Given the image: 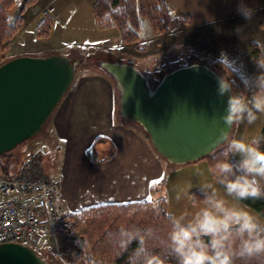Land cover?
<instances>
[{"label":"rangeland","instance_id":"rangeland-1","mask_svg":"<svg viewBox=\"0 0 264 264\" xmlns=\"http://www.w3.org/2000/svg\"><path fill=\"white\" fill-rule=\"evenodd\" d=\"M27 1L29 0H15L13 7L7 12V17L12 22L18 17L22 18L23 30L21 33L19 32L22 28L18 31L19 34H17L19 36H16V34L11 41L10 47L0 54V62L3 58H13L25 51L34 52L36 55L60 53L70 56L78 61L74 82L76 81L77 83L79 79L90 72L103 73L106 75L104 76L106 79L108 77L114 88L117 115L118 111L120 112L119 88L114 78L97 66L96 61L99 59H121L134 62L133 64L147 75L152 87L159 83L165 73L179 66L194 63L193 61L207 60L208 65L222 75L219 70L221 65L217 63L218 60L211 58L212 56L210 57L206 50L214 54H218L221 51H214L218 48L213 42H210L205 47V51L194 46L192 44L194 43L192 40L194 36L197 34L201 38L199 28H191L187 24H182L180 18L188 20L190 16L184 13L181 14L173 6V21L167 31L157 32L148 18L142 16L140 17L139 40L137 42H127L121 37L116 26L109 28H99L97 26L92 13V6L96 0H32L30 4ZM178 1L188 5L187 1ZM46 12L51 17L53 15L56 17L55 26L52 28V24L49 36H39L37 31L41 21L37 22L41 18L39 16L42 14L44 17ZM202 34L203 36L205 35L204 33ZM251 34L254 35V41H263L261 40L262 30L260 29L259 31V27L251 30ZM223 67L227 66L224 65ZM225 74L228 75L227 73ZM51 119L52 116L40 133L14 149L17 157L13 170L18 171L30 159L34 158L40 162L47 177L57 188L58 193L60 192L58 188L60 183V190H63L68 199L70 198L72 201L79 199L83 195H89L88 192L92 194V185H90V188L85 189L86 184L83 175L85 170L89 173L91 172L81 166V162L75 163L70 158V153H67V148L56 150L52 148L56 147V144L52 141H50L52 149L49 148L47 140L49 138ZM263 123L264 115H259L255 123L251 125L246 120L235 123L234 134L232 131L230 138L258 137ZM136 125L147 136L143 127L140 124ZM225 146L226 143L222 147ZM95 155L97 154H94L93 157ZM88 156L91 158L92 154L91 156L88 154ZM195 165V162L176 165L169 163L165 168L166 170L163 169L162 174L157 179H154L155 181L152 184V197H157V199L152 200L156 202L165 199L169 203L170 213L174 214L175 217L180 215L190 217L196 211L200 204L191 201L190 193L194 190L200 192V187L203 184H213L223 194V189L215 184L211 174L200 170ZM191 169H197L198 171L188 172ZM244 207L264 221V217L254 209L246 205ZM66 208L70 215L74 213L68 207ZM68 238L69 233L60 232L57 239L51 237L46 241L45 245L57 243L58 250L62 255L61 263L63 264H93L95 262L88 250L81 251L80 248L69 242ZM36 249L39 248L36 247Z\"/></svg>","mask_w":264,"mask_h":264},{"label":"water","instance_id":"water-1","mask_svg":"<svg viewBox=\"0 0 264 264\" xmlns=\"http://www.w3.org/2000/svg\"><path fill=\"white\" fill-rule=\"evenodd\" d=\"M97 66L119 88L121 115L140 124L156 152L174 164L199 160L228 139L227 97L217 94L222 75L194 62L165 73L152 87L133 63L102 58ZM78 61L60 53L23 54L0 64V155L40 133L76 77ZM223 78V77H222ZM224 79V78H223ZM0 264H47L30 245L0 243Z\"/></svg>","mask_w":264,"mask_h":264},{"label":"crops","instance_id":"crops-1","mask_svg":"<svg viewBox=\"0 0 264 264\" xmlns=\"http://www.w3.org/2000/svg\"><path fill=\"white\" fill-rule=\"evenodd\" d=\"M166 1L181 14L190 16L188 20L180 18L182 24L199 28L201 38L197 34L194 36V46L205 51V47L213 42L218 48L214 51L221 52L214 54L206 50L211 58L218 60L223 52L229 60L235 61L244 74L253 76L257 73L249 43L254 41L251 30L259 27L263 41L257 43L264 56V0H244V3L256 9L250 22L237 12L240 0H184L188 5L178 0ZM52 17L54 28L56 17ZM39 18L37 23L43 18L42 14ZM238 27L240 30L237 32ZM22 30L23 28L19 33ZM23 54L36 55L26 51L19 55ZM199 62L208 64L207 60ZM225 65L234 71L233 66ZM104 76L106 75L103 73L90 72L77 83L73 81L51 115L49 141L47 140L49 148H67L70 158L77 164L81 162L80 165L91 172L85 170L83 175L85 189L92 185L93 193L88 192L89 195H83L75 201L68 199L63 190H60L59 183V204L65 210L68 207L75 212L90 205L108 202L135 201L148 197L157 199L152 197V184L171 163L156 152L150 139L136 125L138 123L124 118L119 111L117 115L114 88L108 77L106 79ZM98 137L104 141L95 144L97 155L93 157L92 146ZM50 141L56 147L51 148ZM88 154H92V157L89 158ZM193 162L200 170L209 173L205 159ZM172 216L175 217L174 214Z\"/></svg>","mask_w":264,"mask_h":264},{"label":"clouds","instance_id":"clouds-1","mask_svg":"<svg viewBox=\"0 0 264 264\" xmlns=\"http://www.w3.org/2000/svg\"><path fill=\"white\" fill-rule=\"evenodd\" d=\"M237 12L250 22L256 9L240 0ZM253 62L257 73L248 76L226 53L222 52L217 61L222 67L233 66V73L240 76L244 86L234 91V81L218 78L217 94L227 97L225 114L220 119L228 128L245 120L251 125L264 115V56ZM218 140L226 147L208 171L223 194L213 184L201 185L196 211L190 217L180 215L170 221L164 247L175 264H253L264 260V221L243 204L264 198V137L228 139L221 131ZM151 235V230L147 235L120 231L122 238L139 242L134 264H168L164 256L147 247Z\"/></svg>","mask_w":264,"mask_h":264},{"label":"trees","instance_id":"trees-1","mask_svg":"<svg viewBox=\"0 0 264 264\" xmlns=\"http://www.w3.org/2000/svg\"><path fill=\"white\" fill-rule=\"evenodd\" d=\"M31 1L27 3L30 4ZM14 2L15 0H0V54L10 47L13 37L23 26L21 17L13 22L7 17V12L13 7ZM92 13L99 28L116 26L124 41L137 42L140 17H147L157 32H165L172 22L174 10L166 0H96L92 6ZM52 24V17L46 12L38 26V35L49 36ZM249 47L255 60L263 56L256 41L250 42ZM9 59L3 58L0 64ZM219 68L225 80L234 81V91L243 89L240 77L233 73V70L222 66ZM147 137L150 139L148 134ZM258 137H264V123ZM103 141L101 137L96 139L92 146L93 154H96L95 144ZM222 146L201 158L207 161L208 168L214 158L226 147ZM16 157L14 150L0 155L2 174L12 176L17 172L13 170ZM190 195L193 203H200L201 192L194 190ZM243 204L264 217V198L249 199ZM71 216L75 224L69 232L68 240L81 251L88 250L92 259L95 260L93 264H134V253L139 247V242L122 238L120 236L122 229L145 235L151 230L152 235L146 241L147 247L164 256L168 264H175L174 259L168 257L164 247L170 221L173 219L169 203L165 199L156 202L152 199H143L90 205L75 211ZM238 264H240L239 261ZM253 264H264V260L254 261Z\"/></svg>","mask_w":264,"mask_h":264},{"label":"built area","instance_id":"built-area-1","mask_svg":"<svg viewBox=\"0 0 264 264\" xmlns=\"http://www.w3.org/2000/svg\"><path fill=\"white\" fill-rule=\"evenodd\" d=\"M14 175L0 172V243H25L47 264L61 263L57 243L45 245L60 232H71L74 219L59 204V193L37 159Z\"/></svg>","mask_w":264,"mask_h":264},{"label":"snow or ice","instance_id":"snow-or-ice-1","mask_svg":"<svg viewBox=\"0 0 264 264\" xmlns=\"http://www.w3.org/2000/svg\"><path fill=\"white\" fill-rule=\"evenodd\" d=\"M149 200H151V197H148Z\"/></svg>","mask_w":264,"mask_h":264}]
</instances>
